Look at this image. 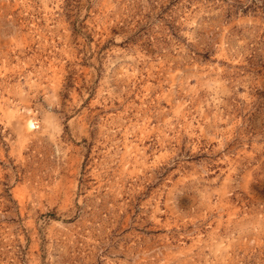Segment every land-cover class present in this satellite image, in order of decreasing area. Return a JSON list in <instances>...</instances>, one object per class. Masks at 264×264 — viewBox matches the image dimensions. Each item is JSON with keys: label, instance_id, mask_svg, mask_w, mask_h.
Masks as SVG:
<instances>
[{"label": "rangeland", "instance_id": "obj_1", "mask_svg": "<svg viewBox=\"0 0 264 264\" xmlns=\"http://www.w3.org/2000/svg\"><path fill=\"white\" fill-rule=\"evenodd\" d=\"M0 264H264V0H0Z\"/></svg>", "mask_w": 264, "mask_h": 264}]
</instances>
